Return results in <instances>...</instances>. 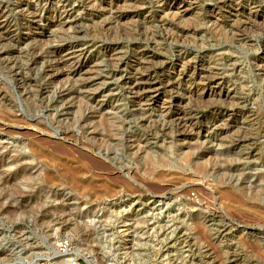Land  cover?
Masks as SVG:
<instances>
[{
    "label": "rangeland",
    "instance_id": "1",
    "mask_svg": "<svg viewBox=\"0 0 264 264\" xmlns=\"http://www.w3.org/2000/svg\"><path fill=\"white\" fill-rule=\"evenodd\" d=\"M1 157L0 264H264V0H0Z\"/></svg>",
    "mask_w": 264,
    "mask_h": 264
},
{
    "label": "bare ground",
    "instance_id": "2",
    "mask_svg": "<svg viewBox=\"0 0 264 264\" xmlns=\"http://www.w3.org/2000/svg\"><path fill=\"white\" fill-rule=\"evenodd\" d=\"M151 62V61H150ZM179 73V72H178ZM211 72H209V74H210ZM180 75V74H179ZM219 78V77H218ZM223 80V79H222ZM222 82V81H221ZM157 83V82H156ZM146 84V83H145ZM149 84V83H148ZM221 84V83H220ZM145 88V87H144ZM150 89V88H149ZM158 89V88H157ZM161 90V89H160ZM157 91V90H156ZM216 92V91H215ZM205 95H213L214 94V90H209V91H207L206 90V92H203ZM151 96H153L152 94H151ZM155 96V95H154ZM153 96V97H154ZM149 99H151V98H149ZM205 99V98H204ZM169 100V99H168ZM175 102V101H174ZM156 103V102H155ZM172 103V102H171ZM171 106H174V105H171ZM171 108V107H170ZM6 163V160H4V159H2V157H1V159H0V165H2V164H5ZM69 169V168H68ZM19 174V172L16 174V175H18ZM17 177V176H16ZM28 178V177H27ZM17 179V178H16ZM16 179H13V180H8V179H3L2 181L0 180V183L2 182V185L3 186H6L7 184H9V183H12L13 181H16ZM21 179V178H20ZM30 179V178H29ZM31 180V179H30ZM2 186V187H3ZM8 186V185H7ZM6 186V187H7ZM242 186V185H241ZM245 187V186H244ZM92 188V187H91ZM6 189V188H5ZM5 192V191H4ZM8 192V191H7ZM223 192H225V191H223ZM246 193V188H238L237 189V193H235V194H231V193H229V192H225V193H223V194H225V196L227 197V198H233L234 200H236V201H239L241 198H242V196H244V194ZM254 193V192H253ZM248 194H250L249 192H248ZM16 195V194H15ZM222 196V195H221ZM8 197H11V195H9V194H4V196L2 195V194H0V210L2 211V213H4V214H8V215H14V213H16V212H18V210H19V207H14V206H10V207H8V208H4V206H3V201L5 200V199H7ZM224 199V198H223ZM251 199H255V200H257V201H260V200H263L262 199V197H261V195H260V193H258V192H256L255 194H253L252 196H251ZM6 201V200H5ZM232 202H234V201H232ZM236 203V202H235ZM43 204V203H42ZM233 204V203H232ZM23 205V204H22ZM20 212V211H19ZM259 214V213H258ZM15 216V215H14ZM75 232V231H74ZM89 238V237H88ZM256 247V246H255ZM257 250V249H256Z\"/></svg>",
    "mask_w": 264,
    "mask_h": 264
}]
</instances>
